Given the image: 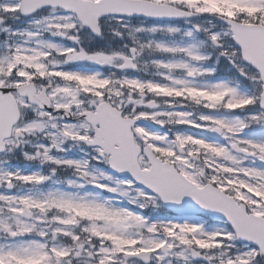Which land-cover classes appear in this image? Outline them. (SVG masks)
<instances>
[{"label":"snow or ice","instance_id":"1","mask_svg":"<svg viewBox=\"0 0 264 264\" xmlns=\"http://www.w3.org/2000/svg\"><path fill=\"white\" fill-rule=\"evenodd\" d=\"M0 264H264V0H0Z\"/></svg>","mask_w":264,"mask_h":264}]
</instances>
